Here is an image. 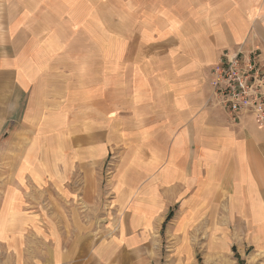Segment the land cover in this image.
<instances>
[{
	"label": "crops",
	"instance_id": "crops-1",
	"mask_svg": "<svg viewBox=\"0 0 264 264\" xmlns=\"http://www.w3.org/2000/svg\"><path fill=\"white\" fill-rule=\"evenodd\" d=\"M95 3L0 0V139L36 119L63 140L66 166H50V182L45 166L15 167L58 198L68 242L48 264H148L164 226L185 255L205 235L199 244L218 255L220 234L264 255V124L232 123L211 74L238 45L264 60V0L132 3L137 19L110 53ZM108 195L114 224L99 239L84 220ZM10 229L1 240L15 236L5 245L22 251Z\"/></svg>",
	"mask_w": 264,
	"mask_h": 264
},
{
	"label": "rangeland",
	"instance_id": "rangeland-1",
	"mask_svg": "<svg viewBox=\"0 0 264 264\" xmlns=\"http://www.w3.org/2000/svg\"><path fill=\"white\" fill-rule=\"evenodd\" d=\"M149 1L152 0H96L97 18L98 20L101 19L102 22V34L107 31V37L102 39L107 42L109 53L115 51L116 37L127 35V32L131 30L132 20L135 17L137 19L134 14L137 13L138 6L132 7V3L142 4ZM169 1L179 3L182 0ZM187 30L190 29L187 28ZM97 31L100 30L97 28ZM229 52L233 53V51L225 50L222 56ZM30 109L33 118H36L37 113L34 104ZM39 110L45 116L51 107L44 105L43 108L37 109L38 112ZM35 120L28 123L27 128L26 126L17 128L13 137L0 139V232H3L5 227L10 226L12 229L10 232L21 231L22 240L20 241L23 242L22 251L19 249L12 250L11 246L15 243L13 240L15 236L6 242L1 240L2 236L0 235V264H41L42 259L45 264H48V255L52 254V247L57 245L62 248L68 242V236L62 227L61 230L58 229L59 225L64 224L58 216L57 208L59 206L54 200L55 198L58 200V198L52 194V187L47 188L48 186H43L37 183L38 181L30 180V178H34L29 176L30 171L25 172L27 175L25 173L20 175L21 172L15 170L16 166H30L31 168L32 166H45L47 168L44 172L45 178L42 177L44 181H41L45 183L50 182L49 177H52L56 172L48 170L50 166H66L65 157L55 151V147H58V151L60 150V143L63 140L53 138L51 134L46 135V133L52 132L51 123H36ZM20 134H27V136L20 137ZM60 204L62 205L61 210L65 209V205L67 207L73 205L62 202ZM75 208L88 209L83 204L73 205L72 209ZM90 209L97 211L94 214L91 211L92 216L96 218L84 220V222L86 221L89 225L87 228L92 227L93 236L104 239L110 234L109 230L114 224L111 211H114L115 207L111 202V196H105L102 204H91ZM175 211V209L171 211L167 223L173 219ZM177 237L166 233V226H164L163 232H161L160 249L157 252L150 251L148 253V264H264V255H260L251 249L241 251L237 245L232 243L228 235L220 234V250L216 256L207 250L206 244L203 246L199 244L207 243L211 236H197V240H193L197 243L188 241V244H194V248L196 244V249L187 252L188 255H185V252L180 253L178 248L180 243L177 241ZM8 243L11 244L10 248L9 245H5ZM3 245L9 251L4 250ZM180 254L184 258L183 260L179 258Z\"/></svg>",
	"mask_w": 264,
	"mask_h": 264
},
{
	"label": "built area",
	"instance_id": "built-area-1",
	"mask_svg": "<svg viewBox=\"0 0 264 264\" xmlns=\"http://www.w3.org/2000/svg\"><path fill=\"white\" fill-rule=\"evenodd\" d=\"M212 86L218 106L239 124L250 117L264 124V60L258 49L225 53L212 69Z\"/></svg>",
	"mask_w": 264,
	"mask_h": 264
}]
</instances>
